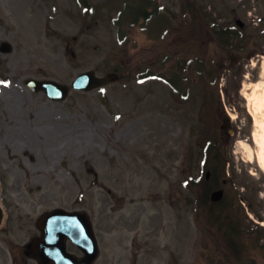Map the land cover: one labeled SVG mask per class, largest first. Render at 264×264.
Wrapping results in <instances>:
<instances>
[{"label": "rangeland", "instance_id": "374dc122", "mask_svg": "<svg viewBox=\"0 0 264 264\" xmlns=\"http://www.w3.org/2000/svg\"><path fill=\"white\" fill-rule=\"evenodd\" d=\"M236 21L225 52L212 31ZM88 70L118 78L64 102L24 85ZM263 78L264 0H0V248L62 208L89 215L95 264H264V172L240 145Z\"/></svg>", "mask_w": 264, "mask_h": 264}, {"label": "water", "instance_id": "95a60500", "mask_svg": "<svg viewBox=\"0 0 264 264\" xmlns=\"http://www.w3.org/2000/svg\"><path fill=\"white\" fill-rule=\"evenodd\" d=\"M115 79L114 75H107L104 78H96L93 72H86L79 75L72 83V87L76 90L90 91L96 87L105 85L107 82ZM25 84L32 91H43L52 100H64L68 94L69 88L64 85H59L52 81H36L28 79ZM218 198V197H216ZM3 217V212L0 208V223ZM44 221L49 223L46 228V236L42 244L50 243L57 245L64 240L65 237L70 238L79 245L85 240L92 244L93 250L87 253V256L80 264H91L97 255L95 241L92 235L89 222L85 214L82 213H67L63 210H55L43 218ZM57 264H64L65 260L60 259ZM70 263V262H69Z\"/></svg>", "mask_w": 264, "mask_h": 264}, {"label": "bare ground", "instance_id": "6f19581e", "mask_svg": "<svg viewBox=\"0 0 264 264\" xmlns=\"http://www.w3.org/2000/svg\"><path fill=\"white\" fill-rule=\"evenodd\" d=\"M252 93L245 92L249 110L254 118V133L252 138L241 141V147L246 151L247 162L256 158L260 169L264 172V78L253 88Z\"/></svg>", "mask_w": 264, "mask_h": 264}, {"label": "flooded vegetation", "instance_id": "af4514ba", "mask_svg": "<svg viewBox=\"0 0 264 264\" xmlns=\"http://www.w3.org/2000/svg\"><path fill=\"white\" fill-rule=\"evenodd\" d=\"M23 253L17 255H9V257H5L1 260L0 264H39V262L30 257V249L26 245H22ZM69 252L74 253L73 250H69ZM22 255H25V258H22Z\"/></svg>", "mask_w": 264, "mask_h": 264}]
</instances>
